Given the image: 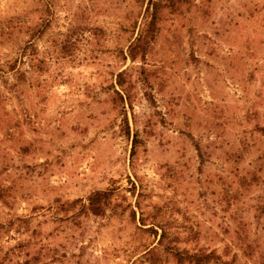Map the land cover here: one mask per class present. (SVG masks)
Here are the masks:
<instances>
[{"label": "rangeland", "instance_id": "1", "mask_svg": "<svg viewBox=\"0 0 264 264\" xmlns=\"http://www.w3.org/2000/svg\"><path fill=\"white\" fill-rule=\"evenodd\" d=\"M0 264H264V0H0Z\"/></svg>", "mask_w": 264, "mask_h": 264}, {"label": "trees", "instance_id": "2", "mask_svg": "<svg viewBox=\"0 0 264 264\" xmlns=\"http://www.w3.org/2000/svg\"><path fill=\"white\" fill-rule=\"evenodd\" d=\"M101 194H104V193H101Z\"/></svg>", "mask_w": 264, "mask_h": 264}]
</instances>
